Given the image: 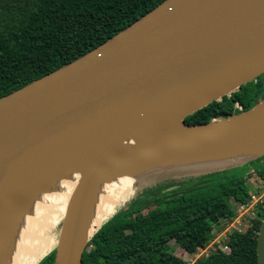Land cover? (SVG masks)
I'll return each mask as SVG.
<instances>
[{"label": "water", "instance_id": "1", "mask_svg": "<svg viewBox=\"0 0 264 264\" xmlns=\"http://www.w3.org/2000/svg\"><path fill=\"white\" fill-rule=\"evenodd\" d=\"M263 72L264 0H162L91 50L0 96V243L7 240L11 212L36 179L66 168L70 156L85 160L81 182L133 175L138 192L161 180L242 166L263 154L261 149L235 159L140 165L148 153L179 148L196 149L199 156L205 155L201 149L218 154L228 139L262 130L264 116L250 120L246 114L264 98L206 123H187L184 117ZM237 116L243 117L241 124L221 126ZM111 121L135 142L134 153L126 155L118 139L96 138ZM23 150L29 152L26 164ZM68 212L52 264H66V259L79 264L86 242L103 222L85 239L81 204ZM255 256L264 264V215Z\"/></svg>", "mask_w": 264, "mask_h": 264}, {"label": "trees", "instance_id": "2", "mask_svg": "<svg viewBox=\"0 0 264 264\" xmlns=\"http://www.w3.org/2000/svg\"><path fill=\"white\" fill-rule=\"evenodd\" d=\"M161 1L0 0V96L91 50ZM263 98L264 72L184 121L227 117ZM251 175L264 178V153L242 166L142 187L94 231L79 264H185L186 256L213 238L212 229L232 220V203L246 201ZM258 215L245 230L225 234L227 252L215 249L195 264H257L256 232L264 207ZM169 241L177 244L179 255ZM53 258L54 249L36 264H52Z\"/></svg>", "mask_w": 264, "mask_h": 264}, {"label": "bare ground", "instance_id": "3", "mask_svg": "<svg viewBox=\"0 0 264 264\" xmlns=\"http://www.w3.org/2000/svg\"><path fill=\"white\" fill-rule=\"evenodd\" d=\"M246 116L250 120L263 117L264 101L251 109ZM242 118L237 116L221 121L220 124L224 126L225 123H230L234 127L242 123ZM169 124L174 126L175 121L170 120ZM104 134L111 139L120 140L126 155L134 153L135 142L125 134L123 128L115 126L112 121L99 131L96 138ZM227 141L229 142L226 146L220 144L218 148L224 151L218 154H210V150L201 149L205 155L199 156L193 151L196 149L184 151L188 148H179L148 153L141 157L140 165L152 167L172 159H235L264 149V128L258 132H249L244 138ZM27 158L29 152L23 150L22 159L25 164ZM85 169V160L70 156L66 168L53 169L36 179L20 205L14 209L16 212H11L9 223L11 220L12 222L7 240L0 243V248L3 247L0 251V264H34L54 242L61 245V237L55 240L51 229L59 217H66L70 206L75 203L82 206L80 233L87 239L100 221L128 194L134 192L133 187L137 180L133 175L109 176L99 181L81 182V174ZM65 226L70 229L71 224L67 223ZM64 263L77 264V261L66 259Z\"/></svg>", "mask_w": 264, "mask_h": 264}, {"label": "built area", "instance_id": "4", "mask_svg": "<svg viewBox=\"0 0 264 264\" xmlns=\"http://www.w3.org/2000/svg\"><path fill=\"white\" fill-rule=\"evenodd\" d=\"M259 182L260 183L257 185L250 186L248 198L246 199V201L232 203L233 209L235 212L234 217L232 218L230 222L226 224V226L223 229L227 230L228 229L227 225H229V223H231L234 220V218H240V220L246 221L250 225L251 219H254L258 216L259 207H264V178L259 179ZM223 229H220V230H223ZM234 229L237 231H243V230H239L238 228H234ZM227 232L224 233V236ZM215 235H216V232L214 233V236ZM220 240L221 241H218V240L212 241L211 239L203 248L193 252L192 254L195 257V259L201 256L203 257L207 256L210 252L214 251L215 249H220L224 252H227L228 251L227 245L222 243V238H220ZM195 254H198V255L196 256ZM193 256L189 259H192Z\"/></svg>", "mask_w": 264, "mask_h": 264}, {"label": "rangeland", "instance_id": "5", "mask_svg": "<svg viewBox=\"0 0 264 264\" xmlns=\"http://www.w3.org/2000/svg\"><path fill=\"white\" fill-rule=\"evenodd\" d=\"M262 76V73L259 74V76H257V78H260ZM255 77V79H257ZM167 163H172V162H167ZM167 163H164V164H167ZM174 163V162H173ZM188 178H191V177H184V178H180V179H183V180H186ZM259 179L260 178H257L256 176L254 175H251L249 178L247 177L246 178V183L249 185V186H254V185H257L259 184ZM175 180V179H174ZM178 182H181V180H178ZM137 191V190H135ZM133 192L132 194H128L122 201H120V203L114 207L113 211L117 210L119 207H121L126 201H128L130 199L131 196L134 195V193L136 192ZM113 211L110 213L112 214ZM110 214H108L104 219H102L100 221V223L102 221H104ZM256 218H259V215L256 217ZM61 221H62V217H59V219H57V221L55 222L54 224V227L51 229V234L53 235V238L56 240V238H58V232H59V228H60V225H61ZM249 226L248 222L246 221H243V220H240V218H234V220L229 223V225H227L228 229H223V230H213L212 229V233L216 232V235L212 238V241H221L220 238H224V233L231 230V229H234V228H238L239 230H245L247 227ZM168 245H169V248L171 249V251L176 254V255H179L180 253V250L179 248L177 247V244L173 241H169L168 242ZM56 246V243L54 242L53 243V246H51V248L46 252L48 253L49 251L53 250ZM196 256L198 254H195ZM193 256V254H190L189 256H186V263L185 264H195V257L193 256L192 259H189Z\"/></svg>", "mask_w": 264, "mask_h": 264}, {"label": "crops", "instance_id": "6", "mask_svg": "<svg viewBox=\"0 0 264 264\" xmlns=\"http://www.w3.org/2000/svg\"><path fill=\"white\" fill-rule=\"evenodd\" d=\"M195 172H197V171H195ZM194 171H191V172H188V173H195ZM193 175V174H192ZM195 175V174H194Z\"/></svg>", "mask_w": 264, "mask_h": 264}]
</instances>
